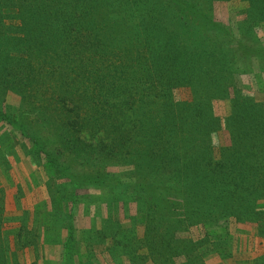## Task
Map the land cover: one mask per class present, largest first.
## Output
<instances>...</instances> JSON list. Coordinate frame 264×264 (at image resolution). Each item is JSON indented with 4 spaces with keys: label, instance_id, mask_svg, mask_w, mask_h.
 Segmentation results:
<instances>
[{
    "label": "trees",
    "instance_id": "16d2710c",
    "mask_svg": "<svg viewBox=\"0 0 264 264\" xmlns=\"http://www.w3.org/2000/svg\"><path fill=\"white\" fill-rule=\"evenodd\" d=\"M198 1L180 0L177 16L150 2H146L150 8L137 6L138 14L129 15L124 23L126 29L137 32L136 44L123 50L127 45L123 39L119 48L114 47L119 50L110 55L103 54L108 50L103 47V58L95 52H99L98 42L90 43L87 38L94 51L86 47L85 39L71 36L68 16L63 29L52 32L59 23L56 13H64L60 11H64L62 2L66 1L0 0V51L7 31L23 33L29 46L25 49L27 56L21 52L19 61L10 63L8 69L3 65L7 58L0 61L2 84L12 81V88L25 93L19 76L24 65L28 78L47 94L63 91L57 102L71 101L62 114L66 120L62 136L71 150L85 152L88 158L92 155L100 164H134L133 172L145 179L135 194L145 204L146 213H150L156 192L174 200L175 208L182 202L188 209L183 230L194 223L192 218L197 213L215 216L218 222L231 218L258 222L264 217V210L258 207L260 197L253 196L259 189L264 190V102L236 93L235 74L246 73L247 69L239 66V56L229 38L215 35L213 41L210 27H197L196 19L189 20L190 13L222 29L219 22L204 13L207 8ZM212 1L208 10L213 9ZM250 2L251 18L264 19V0ZM13 8L17 9L14 14L6 11ZM6 17L20 18L21 22L8 24ZM184 36L190 41L185 42ZM35 49L41 51L40 57L33 55ZM211 86L219 99H231L232 111L227 118L231 145L215 147L210 142L213 122L217 130L222 127L208 100L204 107ZM180 87H190L193 99H177L175 91ZM231 87L235 90L233 97ZM82 131L91 133V138L82 137ZM156 184L162 187L153 189ZM176 225L164 227L157 223L149 229L172 235L180 230ZM181 239L199 246V242ZM208 251L203 253L208 255Z\"/></svg>",
    "mask_w": 264,
    "mask_h": 264
},
{
    "label": "rangeland",
    "instance_id": "374dc122",
    "mask_svg": "<svg viewBox=\"0 0 264 264\" xmlns=\"http://www.w3.org/2000/svg\"><path fill=\"white\" fill-rule=\"evenodd\" d=\"M63 1L65 8L60 12L64 13H56L59 23H55L52 32L63 29L68 16L71 36L98 42L99 52L88 41L86 47L103 58L117 52L119 49L114 47L119 48L123 39L127 43L123 50L136 44L137 32L126 29L124 23L129 15L138 14L137 6L150 8L146 4L150 2L177 16L181 5L180 0ZM198 2L206 6L204 13L219 22L222 29L190 13L189 20L196 19L197 27H210L213 41L215 35L229 38L239 56V66L247 69L246 73L235 74L236 93L264 102V19L251 18L250 0H213L212 10H208L210 0ZM6 11L14 14L17 9ZM261 16L264 18V13ZM20 20L4 18L8 24L19 25ZM23 37L18 30L3 34L0 61L7 58L5 69L19 61L21 52L27 56L25 49L29 46ZM184 39L190 41L187 36ZM103 47L107 52L103 53ZM40 52L35 49L33 55L40 57ZM28 75L21 66L19 76L25 93L12 88V81L2 84L0 79V264H264V217L258 222H237L234 218L218 222L215 216L197 213L192 218L194 223L183 230L182 221L188 210L185 204L180 202L175 208L174 200L160 197L157 192L147 214L145 204L135 194L145 179L133 172L134 164H100L92 155L88 158L85 152L72 151L62 136L66 122L62 114L71 101L58 103L63 91L47 94ZM207 89L204 107L208 100L222 123L217 130L213 122L210 142L215 147L231 145L227 125L231 99H219L213 86ZM230 90L233 97L235 90ZM175 96L190 101L193 92L190 87H180ZM90 135L81 132L84 138H91ZM258 143L262 144L261 139ZM156 186L152 188L162 187ZM262 193L264 190L259 189L253 196L260 197L258 207L264 210ZM157 223L164 227L177 224L180 230L160 235L156 229H149ZM181 238L199 242V246L184 243ZM205 249L209 250L208 255L203 253Z\"/></svg>",
    "mask_w": 264,
    "mask_h": 264
}]
</instances>
